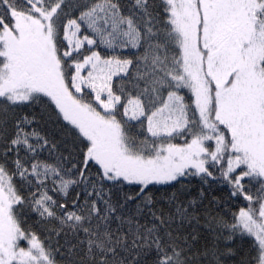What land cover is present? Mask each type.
Instances as JSON below:
<instances>
[{
    "label": "snow or ice",
    "instance_id": "1",
    "mask_svg": "<svg viewBox=\"0 0 264 264\" xmlns=\"http://www.w3.org/2000/svg\"><path fill=\"white\" fill-rule=\"evenodd\" d=\"M0 264H264V0H0Z\"/></svg>",
    "mask_w": 264,
    "mask_h": 264
}]
</instances>
